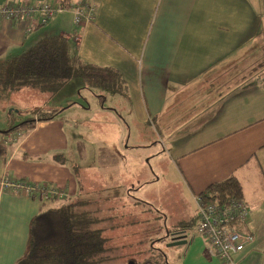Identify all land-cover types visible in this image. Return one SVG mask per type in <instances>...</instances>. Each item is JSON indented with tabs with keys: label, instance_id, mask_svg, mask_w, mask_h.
Returning <instances> with one entry per match:
<instances>
[{
	"label": "crops",
	"instance_id": "crops-1",
	"mask_svg": "<svg viewBox=\"0 0 264 264\" xmlns=\"http://www.w3.org/2000/svg\"><path fill=\"white\" fill-rule=\"evenodd\" d=\"M10 1L94 3V21L78 29L75 57L116 71L125 89L113 96L96 95L103 96L104 104L120 106L100 110L103 127L100 120L81 125L73 121L89 113L90 104L72 99L67 105H51L53 95L40 108L61 110L54 119L10 133L13 126L0 129V180L44 184L65 192L63 201L78 199L90 189L81 191L78 179L98 175L100 185L109 179L99 174L102 162L97 158L108 146L106 135L115 130L120 139L126 127L128 141L134 130L141 142L148 139L138 146L158 145L157 159L169 164L175 183L190 195L194 217L195 196L235 177L250 209L242 231L253 240L233 261L264 264V0ZM73 17L71 11L64 12L47 26L0 23V60L20 55L46 35L73 41ZM21 90L45 97L31 88ZM143 124L148 130L142 135L135 130ZM64 162H71L73 170ZM41 198L0 191V264H17L27 252L32 220L63 202ZM186 241L181 264H221L207 255L196 227Z\"/></svg>",
	"mask_w": 264,
	"mask_h": 264
},
{
	"label": "rangeland",
	"instance_id": "rangeland-1",
	"mask_svg": "<svg viewBox=\"0 0 264 264\" xmlns=\"http://www.w3.org/2000/svg\"><path fill=\"white\" fill-rule=\"evenodd\" d=\"M4 22L11 21H0V23ZM92 90L84 89L79 92L78 82L70 83L60 93L55 94L53 99H50L53 100L51 105H67L73 101L72 99L79 100L82 105L84 102L90 104L92 110L89 113L84 112L73 118V121L79 125L91 124L92 120L99 121L100 110L120 107L113 102L104 104L101 99L103 96L100 95L105 91ZM35 92L40 91L35 90ZM97 94H100L99 97L96 96ZM44 96L24 95L22 90L17 92L0 90V129L7 130L10 126H17L33 119L34 110L41 109L47 98L52 97L50 95L47 97V93H44ZM109 96L113 94L109 92ZM81 97L85 100L82 101ZM101 121L103 123L104 120H100V124ZM147 130L148 127L143 124L135 131H140L143 135ZM133 132L129 141L126 138L128 133L126 127L120 139L115 135V130L112 135H106L108 146L101 148L100 154H103V157H100V160L97 158V161L102 162L98 168L99 174H107L109 179L102 185L98 175L88 178L87 181L78 179L77 185L79 184L81 191L86 190V186L90 188L89 194H84L78 199L90 200L97 195L103 197L105 195L107 201H99L104 209L103 212L107 213L111 208L114 216L112 222L116 224L117 229L114 233H107V235L112 238L111 243L114 246L121 247L116 250L123 257L103 264H129L128 262L137 264L149 257L155 259L158 253L166 256L164 258L168 264H181L179 257L185 245L173 246L167 231L176 233V229L182 227L185 222L192 223L194 204L190 195L185 192V188L175 183L169 164L163 158L157 159L158 145L138 146V143L139 145L148 143V139L141 142V138L135 137ZM115 159L117 162L113 166L111 162ZM105 162H110L109 166H105ZM69 165L73 170V164L70 162ZM100 187L103 189L100 190ZM76 200L77 198L72 201ZM107 224L108 222L103 223V225ZM194 232L195 227L182 233L186 239L190 240Z\"/></svg>",
	"mask_w": 264,
	"mask_h": 264
},
{
	"label": "trees",
	"instance_id": "trees-1",
	"mask_svg": "<svg viewBox=\"0 0 264 264\" xmlns=\"http://www.w3.org/2000/svg\"><path fill=\"white\" fill-rule=\"evenodd\" d=\"M63 3L66 2L60 4ZM71 41L55 34L46 35L20 55L0 60V90L17 92L31 88L53 96L70 83L78 82V91L98 89L122 94L125 85L119 74L109 68L82 63L75 57L78 43ZM60 112L59 109L49 108L34 110L36 120L30 119L10 127L8 133L31 129L36 121L52 120ZM4 133L7 132L1 134ZM199 195L205 200L226 202L242 199V188L232 176L208 186ZM106 199L100 195L90 200L67 199L57 207L39 213L29 227L27 252L17 264H103L114 259L120 260L123 255L116 249L121 247L114 246L112 238L107 235L117 229L112 222L114 216L111 208L104 213L100 205ZM106 222L108 224L103 225ZM196 225L195 216L192 223L185 222L175 232L183 235ZM164 257L158 253L155 259L149 257L137 264H168Z\"/></svg>",
	"mask_w": 264,
	"mask_h": 264
},
{
	"label": "built area",
	"instance_id": "built-area-1",
	"mask_svg": "<svg viewBox=\"0 0 264 264\" xmlns=\"http://www.w3.org/2000/svg\"><path fill=\"white\" fill-rule=\"evenodd\" d=\"M50 4L49 2L17 4L6 1L0 5V21L14 23L30 22L38 26H47L65 11L73 13L75 26L74 41L79 43L78 29L92 23L96 6L92 2H79L76 5ZM12 190L28 195L40 194L42 200L66 199L63 191L49 188L48 185H34L25 181L0 180V191ZM196 206V232L205 242L207 255L221 264H234L233 257L241 253L252 243V237L242 231L248 221L250 209L242 199H230L226 202L209 201L200 195L194 197Z\"/></svg>",
	"mask_w": 264,
	"mask_h": 264
},
{
	"label": "water",
	"instance_id": "water-1",
	"mask_svg": "<svg viewBox=\"0 0 264 264\" xmlns=\"http://www.w3.org/2000/svg\"><path fill=\"white\" fill-rule=\"evenodd\" d=\"M167 235H169L168 232H167ZM185 238H186V236H184L180 233H173L171 243H173V246L186 245L187 241Z\"/></svg>",
	"mask_w": 264,
	"mask_h": 264
},
{
	"label": "flooded vegetation",
	"instance_id": "flooded-vegetation-1",
	"mask_svg": "<svg viewBox=\"0 0 264 264\" xmlns=\"http://www.w3.org/2000/svg\"><path fill=\"white\" fill-rule=\"evenodd\" d=\"M176 233H179V232H176ZM172 234H173V233H170V234H169V235L171 236V237H170L171 239H172Z\"/></svg>",
	"mask_w": 264,
	"mask_h": 264
}]
</instances>
